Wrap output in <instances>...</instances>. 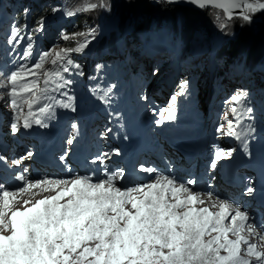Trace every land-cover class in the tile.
<instances>
[{
	"label": "snow or ice",
	"instance_id": "1",
	"mask_svg": "<svg viewBox=\"0 0 264 264\" xmlns=\"http://www.w3.org/2000/svg\"><path fill=\"white\" fill-rule=\"evenodd\" d=\"M165 2L171 4L177 0ZM188 2L200 8L208 4L221 8L229 20L233 18L232 9H242L240 15L245 21H251L253 14L264 11V0ZM97 7V4L89 3L83 10ZM23 11L27 14L28 9ZM68 15L73 13L69 12ZM21 32L19 24L13 25L8 43L19 44L24 39ZM76 35L83 36L84 33ZM28 39L31 40V35ZM86 47L87 42L80 43L74 49L54 50L55 58L50 61L52 68L45 69L49 53L44 52L31 66L22 63L7 75L0 72L6 81H0V89H7L0 93V99L9 98L10 106L16 113L11 123L13 133L20 131L21 101L29 109L23 118L22 127L28 129L33 122L47 127L42 119H29L34 116L32 107L39 103L41 96L55 99L46 95L49 84L55 83L53 90L59 91L72 83L71 80H64L61 72L70 71L67 65H72V60L68 54L83 51ZM32 54L33 44L28 43L20 58L25 60ZM73 67L78 69L80 66ZM38 75L44 77L43 88H40L38 79H27L28 76ZM188 84L187 80L180 83L181 91L171 95L170 105H176ZM63 95L67 101L57 103L75 111L74 98L66 92ZM247 96L248 93L243 90L234 94L230 110L233 114H239L242 108L251 120L254 109L247 106ZM101 99L107 103L104 97ZM39 112L42 115H54L48 104L40 107ZM166 119H175L174 108L167 110ZM164 120L161 114L155 123L163 124ZM240 123L239 119L235 126L233 120L227 122V134L238 140L243 135L236 130ZM71 127L75 130L78 126L73 123ZM224 127L220 125L217 131H223ZM244 131L250 135L256 128L249 124ZM73 142V139L67 140L69 145ZM244 150L247 153V142H244ZM233 151L217 148L211 167L215 168L219 161L229 158ZM116 154H119L118 151ZM32 155L28 153V156ZM108 155H97L93 163L103 164ZM3 159L0 157V160ZM60 159L64 160L65 156ZM20 162L17 159L12 164L19 165ZM141 170L146 173L155 171L143 167ZM124 177L125 171L122 169H105L104 178L97 182H92V177L87 175H74L70 179L45 177L32 181L20 174L16 179L23 182V186L16 191L0 186V264H264V251L258 250L259 245L249 239L259 235V230L249 223V213L239 205L220 200L219 211L213 212L209 207H196L197 204H205V201L189 187L194 181L180 183L172 177L157 175L149 183H138L123 189L117 187L116 182ZM39 188H43L44 192L54 191L55 194L34 201L24 199L19 207L13 208V202L18 201L17 193H30ZM253 191V187L247 188L248 194ZM212 207L217 205L212 204ZM229 216L230 221L226 224ZM230 235L235 239H230ZM259 240L264 241V235H259Z\"/></svg>",
	"mask_w": 264,
	"mask_h": 264
},
{
	"label": "rangeland",
	"instance_id": "2",
	"mask_svg": "<svg viewBox=\"0 0 264 264\" xmlns=\"http://www.w3.org/2000/svg\"><path fill=\"white\" fill-rule=\"evenodd\" d=\"M4 2L7 3V0H0V44L6 46L9 44L14 14L10 11L11 7L5 14L3 9L7 5ZM72 2L73 5H70ZM48 3L51 4V17L40 27H32L38 39L35 52L40 55L49 53V62L45 65V69H48L53 67L50 61L55 58V51L74 49L80 43L87 42L83 51L68 54L72 60V65H67L70 71L61 72L66 80L72 81L70 85L77 96L91 94L89 89L99 82V74L108 66L105 62H118L123 76L115 85H119L124 92L129 89L137 95L134 89L138 83L142 92L147 93L146 96L156 98L160 104H169L173 95L170 92L165 94L167 83L178 93L181 91L180 78H185L189 82L185 89L194 86L201 102L214 88H220L224 91L217 96L222 106L225 104L231 108V97L240 90L248 93L247 104L253 105V108L260 104L264 106V11L253 14L251 21L243 20L240 14L227 21L224 11L214 8L186 13L166 9L160 1L154 4L148 0H57L54 4L52 0L16 2L18 11L25 8L35 11ZM89 3H95L98 7L86 12L83 9ZM101 4L104 7H99ZM69 12L73 15H68ZM122 16L126 20L124 28L117 19ZM79 24L82 30L74 33L75 39L65 40V30H75ZM131 29L136 31L129 36ZM95 31L98 34L92 39L90 35H94ZM78 33L84 35H76ZM104 37H112L109 45L114 53H110L107 43L102 44ZM125 40L129 52L138 51L129 59L115 55V52L123 50ZM26 46L21 49L24 50ZM73 65L80 67L77 69ZM133 68L137 76L133 74ZM6 69L11 71L10 66ZM87 75L94 79L89 81L88 88L85 87L88 77L82 78ZM36 78L44 83L43 75ZM0 81L6 82L1 77ZM160 86H164V89H157ZM120 88L115 87L117 92H120ZM185 89L183 91L187 92ZM3 92L0 89V93ZM6 103V98L0 99V107ZM43 103L54 107L52 100L44 96Z\"/></svg>",
	"mask_w": 264,
	"mask_h": 264
},
{
	"label": "trees",
	"instance_id": "3",
	"mask_svg": "<svg viewBox=\"0 0 264 264\" xmlns=\"http://www.w3.org/2000/svg\"><path fill=\"white\" fill-rule=\"evenodd\" d=\"M16 0H7V6L11 7L12 5H14L15 7H17V4H16ZM150 3V2H149ZM161 5L163 7H165L166 9H174L175 11H184V12H188V11H192L191 9L189 8H186V7H181V6H171L169 3H166L164 1H160ZM9 9L8 7L5 8V11ZM47 11H50V6H46V7H42L40 10H36V11H32L29 13V15L27 16V21L31 22V21H37L38 22V25H42L43 24V21H45L46 19H49V15L46 14L45 12ZM192 12H195V11H192ZM84 15V14H83ZM15 16H16V25L17 24H21L20 23V20L21 18H24L23 17V13H21L20 11H16L15 12ZM93 19V18H92ZM118 20H120V25H121V28H124L126 27V20H125V17L122 16L121 18H117ZM92 23V21H91ZM79 30H82V26L81 24L79 25V28L77 29V31ZM134 31H136V29H134Z\"/></svg>",
	"mask_w": 264,
	"mask_h": 264
},
{
	"label": "water",
	"instance_id": "4",
	"mask_svg": "<svg viewBox=\"0 0 264 264\" xmlns=\"http://www.w3.org/2000/svg\"><path fill=\"white\" fill-rule=\"evenodd\" d=\"M151 4H154L156 3L157 1H164L165 0H148ZM171 6H184L186 8H189V9H195L194 11H198V12H202V11H207V10H210V9H217L219 11H224L223 9L221 8H218V7H214L213 5L211 4H208L206 5L204 8H200L198 7L197 5H193L192 3L188 2V0H177L176 3H171L170 4ZM242 11V9H232V12H233V17L240 14ZM225 18H227L226 14H225ZM229 20V19H228Z\"/></svg>",
	"mask_w": 264,
	"mask_h": 264
},
{
	"label": "bare ground",
	"instance_id": "5",
	"mask_svg": "<svg viewBox=\"0 0 264 264\" xmlns=\"http://www.w3.org/2000/svg\"><path fill=\"white\" fill-rule=\"evenodd\" d=\"M181 6V5H180ZM181 7H184V6H181ZM192 11H194L195 9H191ZM225 14V13H224ZM17 190V189H16Z\"/></svg>",
	"mask_w": 264,
	"mask_h": 264
}]
</instances>
